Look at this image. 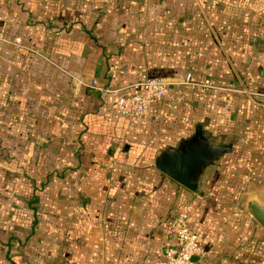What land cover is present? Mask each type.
Here are the masks:
<instances>
[{
    "label": "crops",
    "instance_id": "obj_1",
    "mask_svg": "<svg viewBox=\"0 0 264 264\" xmlns=\"http://www.w3.org/2000/svg\"><path fill=\"white\" fill-rule=\"evenodd\" d=\"M0 32L22 44L0 40V264H159L182 211L196 264H264L245 208L264 202V0H0ZM187 72L219 88L109 108L141 74ZM197 123L232 142L202 195L153 165Z\"/></svg>",
    "mask_w": 264,
    "mask_h": 264
},
{
    "label": "built area",
    "instance_id": "obj_2",
    "mask_svg": "<svg viewBox=\"0 0 264 264\" xmlns=\"http://www.w3.org/2000/svg\"><path fill=\"white\" fill-rule=\"evenodd\" d=\"M0 40L14 46H22L19 38L8 40L1 32ZM76 81L88 88L112 91L100 85L95 78L89 81L77 78ZM135 84L138 86V90L116 94L109 108L120 115L141 117L148 112L149 100L162 97L170 86L193 85L201 88H219L208 78L201 81L192 80L188 72L181 77H150L141 74ZM162 226L167 229L171 241L164 248L163 259L159 264H196V261L191 257L195 255L198 258L204 252L199 243V234L192 229L186 212L178 213L175 217L163 222Z\"/></svg>",
    "mask_w": 264,
    "mask_h": 264
},
{
    "label": "water",
    "instance_id": "obj_3",
    "mask_svg": "<svg viewBox=\"0 0 264 264\" xmlns=\"http://www.w3.org/2000/svg\"><path fill=\"white\" fill-rule=\"evenodd\" d=\"M231 146V141H215L197 123L192 131L180 136L176 142L159 148L153 158V165L193 193L202 195L203 175ZM245 208L264 229V202L250 196L245 202ZM191 258L196 260L197 256Z\"/></svg>",
    "mask_w": 264,
    "mask_h": 264
},
{
    "label": "rangeland",
    "instance_id": "obj_4",
    "mask_svg": "<svg viewBox=\"0 0 264 264\" xmlns=\"http://www.w3.org/2000/svg\"><path fill=\"white\" fill-rule=\"evenodd\" d=\"M227 160H228V161H227ZM227 160H226V162L224 163L225 165H229V164H230V160H229V159H227ZM231 164H232V161H231ZM235 207H239V208H240V207H243V205H241V204L239 205V204H238V205H235ZM18 254L21 256V258H22L23 260L27 258V256L24 255V254H27V253H22V252L19 251ZM22 255H23V256H22ZM20 256H19V258H20ZM21 258H20V260H21Z\"/></svg>",
    "mask_w": 264,
    "mask_h": 264
}]
</instances>
